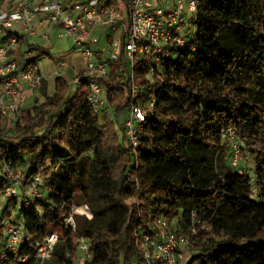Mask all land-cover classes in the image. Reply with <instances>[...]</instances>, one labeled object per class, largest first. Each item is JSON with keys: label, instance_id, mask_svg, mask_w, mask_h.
Listing matches in <instances>:
<instances>
[{"label": "trees", "instance_id": "16d2710c", "mask_svg": "<svg viewBox=\"0 0 264 264\" xmlns=\"http://www.w3.org/2000/svg\"><path fill=\"white\" fill-rule=\"evenodd\" d=\"M194 21L191 47L157 63L149 52L135 58L134 101L154 100L135 150L118 128L131 103L122 56L100 78L113 115L93 113L85 87L64 76L49 94L43 80L10 126L0 117V194L19 172L17 196H5L17 221L0 219V248L6 228L20 225L16 255L26 257L0 264H40L36 245L51 230L58 241L42 264H74L78 237L91 249L86 264H146L141 236L164 231L188 238L187 264H264V0H198ZM17 37L36 52L17 59L19 68L49 54ZM229 125L252 157L251 174L228 163L220 133ZM80 205L91 217L76 214L73 230L64 220Z\"/></svg>", "mask_w": 264, "mask_h": 264}, {"label": "built area", "instance_id": "2783aa9c", "mask_svg": "<svg viewBox=\"0 0 264 264\" xmlns=\"http://www.w3.org/2000/svg\"><path fill=\"white\" fill-rule=\"evenodd\" d=\"M3 2L5 5L0 6V117L8 116L12 121L23 104L37 95L44 77L37 63L29 62L19 68L17 59L26 60L31 52L25 49L23 42L17 41V35L39 36L42 40H48V32L39 34V29L58 25L64 31L58 36L65 35L71 40L84 64L82 71L75 74L69 84L81 87L86 83V99L95 114L115 113L100 78L106 75L112 61L121 56L124 58L131 80V103L124 119L123 131L132 150H135L147 114L154 106L153 99L147 100L144 105L134 101L138 97V85L132 70L135 58L149 52L153 62L157 63L169 56L175 48L191 47L198 0H118V4L111 3L110 0H2ZM190 17L193 19L192 27L187 24ZM101 30L105 35L106 46L94 49L93 46L99 43L97 33ZM64 67L63 59L56 60L54 76L64 77ZM152 75L153 72L149 71L146 78H151ZM220 135L229 142V165L239 166L243 155L236 127L229 125L222 129ZM8 177L12 185L6 186L4 195L17 196L14 185L19 179V172H9ZM38 184L39 176L36 175L29 184L32 194H38ZM76 214L91 217L86 205L72 206L64 224L73 230ZM157 222L161 227L165 225L161 219ZM22 233L20 225L6 228L7 239L5 246L0 248V259L17 256L19 261L26 260V257L16 255ZM57 241V230H51L37 243L35 257L40 264L51 256ZM138 246L146 264H187L190 252L188 238L172 231L156 235L144 233ZM77 253L74 264H86L91 256V249L84 237L77 238Z\"/></svg>", "mask_w": 264, "mask_h": 264}, {"label": "rangeland", "instance_id": "374dc122", "mask_svg": "<svg viewBox=\"0 0 264 264\" xmlns=\"http://www.w3.org/2000/svg\"><path fill=\"white\" fill-rule=\"evenodd\" d=\"M4 6V2L2 3ZM190 21V22H189ZM192 21L193 19L188 18L187 24H189L192 27ZM16 29H18V26H15ZM48 32L49 39L48 40H42L39 36L36 37H28V43H37L45 48H48L49 54L48 55H41L37 58V66L40 69L41 73L45 77V81L47 83L46 89L47 93L49 94L53 90V81H54V63L58 59H63L65 61V67H64V74L67 78L68 82H71L73 76L75 74H79L81 71H78L80 69H83L84 64L82 61V58L80 56V53L76 50L74 45L72 44L71 40L67 36H61L59 37L58 34L60 32H64L62 28L58 25H50V27L46 26L39 29V34ZM97 36L99 37V43L93 46L94 49L105 47V35L103 30L99 31L97 33ZM23 46L26 50H29L27 42H23ZM30 52V51H29ZM20 55L22 53L19 52ZM36 52L32 51L31 55H35ZM19 57V56H18ZM70 86L73 87V85L70 83ZM86 83L82 84V87H85ZM27 101H31V103H27ZM21 108H27L28 106H31L32 100H27ZM34 103V102H33ZM128 113V110H125L121 116L119 117L118 121V128H122L124 125V119ZM20 116L19 114L17 117ZM5 122L8 126L11 125L12 121L8 119V116H5ZM243 160L241 161L240 165L242 167H245V170L252 173V168H254L252 157L249 155L248 151L246 149L242 150ZM0 219H2L5 222H9L10 219L12 221H17V217L15 213L13 212L11 208V204L6 200L4 194H0Z\"/></svg>", "mask_w": 264, "mask_h": 264}, {"label": "crops", "instance_id": "0c3cea01", "mask_svg": "<svg viewBox=\"0 0 264 264\" xmlns=\"http://www.w3.org/2000/svg\"><path fill=\"white\" fill-rule=\"evenodd\" d=\"M3 6V5H2ZM44 27H46V26H44ZM43 28V27H42ZM100 48H102V47H100ZM97 49H99V48H97ZM43 80H45V77H43ZM42 80V81H43ZM48 92V91H47ZM37 95H39V92L37 93ZM28 103H31V101H27V103L26 104H28Z\"/></svg>", "mask_w": 264, "mask_h": 264}]
</instances>
